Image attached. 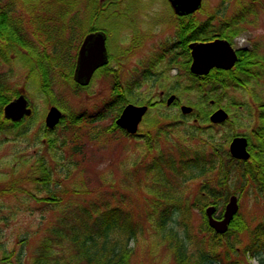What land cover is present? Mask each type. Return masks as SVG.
I'll use <instances>...</instances> for the list:
<instances>
[{"label": "rangeland", "instance_id": "rangeland-1", "mask_svg": "<svg viewBox=\"0 0 264 264\" xmlns=\"http://www.w3.org/2000/svg\"><path fill=\"white\" fill-rule=\"evenodd\" d=\"M58 1L61 2V0H33L31 4L25 2V0H22L21 3L19 2L16 10L21 13L25 33L27 34L32 29L33 32L34 30L37 31V28L31 23L32 13L34 16L44 13L46 17L51 18L52 20L47 24L49 30H56L58 28L74 29L76 27L74 19L79 8L82 27L88 28L89 24H87V21L89 15L91 14L93 19L96 15V12H94L96 11V7L98 8L101 5L100 0L98 2L97 0H66V3L63 5H59ZM131 1L135 2L137 0ZM237 1L203 0L204 8L201 12L211 13L220 9L230 14L235 11L234 8ZM239 1L242 3L251 0ZM256 6L258 7V12L264 13V0L262 3L257 2ZM156 7L160 8V5H156ZM205 7L207 8L205 9ZM117 11L119 12L120 9ZM106 14L99 16L95 26L99 28L109 27L115 34H118L119 28H121L120 24H113L110 20H105ZM199 17L204 18L206 15H199ZM83 19H85L84 22ZM262 25L264 30V24ZM256 33V37L251 35L250 31L242 33L238 37L244 40L242 44H246V39L248 38L250 40L258 37L264 39V34L260 35L261 30H257ZM28 35L30 41L39 42L40 39L37 36L34 37L33 34ZM55 43V46L53 44L54 47L48 48V51L50 53L54 52V56L58 54L66 55L65 59L68 58V60L64 62L67 63L72 73L73 60L70 57L72 43L71 45L69 44L68 35L62 34L57 36ZM109 47L113 51L114 43L112 45L109 41ZM113 52L118 53L116 51ZM12 56L15 57L12 65L14 72L12 80L19 83V90L26 92L35 110V115H32V118H24L22 120L24 121L23 125L18 127V129L16 128L12 133H5L0 130V177L4 178L0 179V185L4 186L8 179H14V182L19 184L18 189H20L15 195L9 196V194H5L0 196V259L10 256L11 264H34V256L36 255L33 250L35 245L38 240H41L48 233V228L55 224L61 206L70 203V201H75V198L78 196V203L83 206L92 205L94 207L95 201H98L102 193L106 192V187L110 191H116V186L122 185L124 183L122 180L127 177L125 170L128 168L127 170L130 173L137 169L136 167L139 168L137 171L139 170L138 174L142 191L140 192L139 188H137L135 180L129 181V179H126V184L122 185V191L128 193H121V195L124 197L127 205L126 207L121 206V208L125 215L130 217V224L137 227L144 221V213L147 207L143 198L146 197L150 200L152 197V192L146 190V186L153 180V176L159 175L154 172V175L145 176V165L159 162L160 159L166 161V158L169 159L168 161L173 159L178 160L183 155L185 157H194L195 149L205 151L208 154L207 151H210V147L204 140H214L218 143L226 144L229 135L233 131L229 126L211 128L208 131L197 129V123L192 117H186L185 123H180L169 128V124L177 123L176 120H173V116L181 114L180 109L175 106L161 105V107L151 109L149 117H156L158 120H161L163 123L162 129L168 130L161 133L157 140L152 141V144H147L149 140L146 138L148 131L147 133L144 132L148 129L146 126L149 117L145 125L140 126L139 135L133 137L123 134L125 130L112 133L107 132V127L111 124V117L96 121L94 128L82 120L78 126L72 127V129L65 130L63 126H59L54 129L55 132L49 133L46 128V116L51 105L58 106L54 102L62 106L58 107L62 110L63 114H66L67 118L82 112L92 113L93 109H96V106L100 105V101L110 96L111 86L105 83L102 77L97 76L90 82L87 86L88 88L73 89L71 88L72 82L70 81H73L74 86L77 84L67 72V75L58 76L55 74L53 86L48 88V91L45 93L40 89L39 85L43 81L41 66L36 61H33V67L29 68L32 65L28 63V59L19 56V53H13ZM146 56H148L147 52ZM138 60V58L137 60L133 58L128 63L124 62L122 64V76L119 80L128 87L132 85L131 81L134 77L133 69L138 67ZM113 64L115 66V63ZM117 65L120 68V64L117 63ZM7 70L8 68H4L3 71L7 72ZM154 70L158 72L162 71L163 76L159 79L154 77L144 82L140 88L141 94L138 95L140 102L145 97L149 98L152 95V98L157 100L161 91L176 89L173 84L181 78L180 83H176L182 84V88H177V91L181 92L180 97L184 104H188L189 102L203 103L199 90L191 88L195 82L177 77L179 74L178 69L164 70L161 66H158ZM26 75L30 78L28 81H24ZM65 76L70 78L66 79ZM111 85L113 86V84ZM183 85H187L189 90L184 89ZM254 89L255 92L253 94L231 86L227 89L223 103L230 108L231 112H236L235 109L239 108L254 107L255 97L261 98L264 101V80L256 85ZM22 131H27V133L21 135ZM238 131L245 130L239 129ZM153 133H155L154 130ZM212 135H214V139L211 138ZM50 137L56 139V142L60 140L61 146L59 148H50L48 143ZM65 138L66 143H63V139ZM75 138L82 139L83 143H81L80 148L75 147L76 145L73 144ZM40 159L46 161L47 166L52 171L50 189L55 190L58 188L59 192L63 189L68 191L63 196L64 201L61 203L62 205L55 209L50 207V201L46 199L48 198V191H42L41 185L33 184L29 179L30 176L26 177L27 174L25 173L24 178L18 180V172L21 169L24 170L26 168L28 174L32 172L29 166L23 164L24 161L31 160L33 162ZM40 163L37 162L38 165ZM34 166H36V163ZM37 176H41V173H38ZM205 181V177L201 176L197 180L191 179V181L184 182V184L190 187V191L187 193L190 204H193L198 199L196 197L199 192L198 186ZM129 183L134 184L129 186ZM242 183L245 182L239 183L233 180L230 184L235 188L241 186ZM124 188H127V190ZM77 189H83L85 192H77L78 194H75L76 191L74 190ZM250 191L251 193L247 190L241 197L242 202L240 203H242V206L240 207V213L245 217L250 227L254 228L259 223L264 222V197H259L253 189H250ZM141 194H143V197ZM202 217L201 211L196 208L191 209V234L192 236L196 235V240L209 244L211 236L203 231V229L201 230ZM144 238L146 239L144 246L142 244L135 245L133 241L131 243L138 250V254H135V257L132 259V264H159L160 255L164 259L166 258L165 264L168 260L170 261L168 264H174L170 257L167 256L165 248H161L159 251L156 245L153 246L156 258L153 259L154 261L148 258L142 250L143 248H147L146 243L148 239L146 236ZM249 239L248 233H240L238 236H234L233 234L225 235L222 240L223 245L219 249L221 251L219 254L227 255L225 250L228 243H234L236 247L240 248L249 243ZM206 244L205 248L208 249ZM192 246L196 248L194 244ZM228 257H230L229 264H262L260 258L251 257L250 254L245 256L241 251L239 254H231ZM217 260H220V262H217ZM160 262H162L161 259ZM213 263L228 264L224 258H215Z\"/></svg>", "mask_w": 264, "mask_h": 264}, {"label": "trees", "instance_id": "trees-1", "mask_svg": "<svg viewBox=\"0 0 264 264\" xmlns=\"http://www.w3.org/2000/svg\"><path fill=\"white\" fill-rule=\"evenodd\" d=\"M21 1L22 0H0V130L5 133L14 132V130L22 126L24 122H14L6 119L3 114L4 106L14 96L21 92L18 89L19 83L12 80L14 76L12 65L15 60L12 54L19 53V56L25 57V59L30 58L39 65L41 63L39 61L41 57L39 55L41 46L35 41H31L33 43L30 42L29 35L25 33V27L22 24L21 13L16 10L18 3H21ZM25 2L31 4L33 0H25ZM57 3L63 5L66 3V0H61V2L58 1ZM100 7L101 5L98 8ZM26 10L28 11V9ZM96 13L100 14L101 10L96 11ZM40 18L42 17L39 15L34 16L32 13L31 23L34 27H36V24L40 23L37 28H45V20L50 21V18L45 20H40ZM37 32L38 31L34 30L33 35L39 37L38 33L40 30L38 33ZM181 36L184 39V35ZM201 36L202 35L198 33H194L193 39L200 38ZM25 50L27 51L26 53L24 52ZM51 57L52 56L49 54L50 61H52ZM48 65L50 67L54 66L52 63H48ZM4 68H8L7 72L3 71ZM239 68L240 70L242 69V67ZM224 73L225 71L219 74L211 73L209 74V76L212 75L210 79L207 80L203 78L200 80L202 83L200 89L201 93L205 92L203 87H206L207 84L211 85L210 91L207 90V96H204L207 105H210V98H215L218 100L217 102L219 104L222 99L225 98V94L227 93L226 89L231 86L247 87L249 80H244L242 82L239 81L236 76L229 74V76H226ZM150 76L151 74L149 72L144 73V78ZM28 79L30 78L26 75L24 81H28ZM54 81L55 80L48 74H46V76L43 74V81L39 83L40 89L46 93L48 88L53 86ZM70 82H72L73 85V81ZM112 84L113 89L110 96L100 101V105L96 106V109H93L92 113L82 112L69 118H67L64 113L59 125L63 126L65 130H69L72 129V127L78 126V124L84 120L94 128V123L96 121L111 117V124L107 127V132L112 133L123 130L116 124V118L120 115L123 107L127 103H139L140 100L137 94L128 93L124 87L121 86L120 82H115V79L112 81ZM72 85L71 88L73 89H80L79 87H81ZM134 85L139 86V83L134 82ZM212 92L223 93L215 96L211 94ZM152 101L153 99L145 97L141 103H147L151 108L161 107L162 103L165 104L162 98L156 103H152ZM54 103L60 106L57 102ZM177 104H180V102ZM195 109L198 111L201 110L198 105H195ZM204 115L206 114H201L200 117ZM174 119L177 123L169 124V128L184 122V118L179 116H176L173 120ZM162 125L163 123L161 120L148 119V124L146 126L148 129L144 131L145 133L148 131L146 135L147 140L149 139L147 144H152V141L157 140L161 133L167 132L168 129H162ZM153 130L155 133H153ZM47 131L49 133L55 132L54 129L49 128H47ZM26 133L27 131H22L21 135ZM123 134L127 136H136L130 135L126 131L123 132ZM48 143L50 148H59L61 146L60 140L56 142V139L52 137H50ZM63 143H66V138L63 139ZM81 143H83L81 138L74 139L73 144L76 145L75 147L80 148ZM223 149L224 152L222 154H217L213 157L216 158L217 162L219 160L221 161L220 168L227 162L232 163L237 161V159L229 153L226 146L223 147ZM168 160V158H166V161L160 159L159 162H152L144 167L145 176L152 175L156 172L160 177L159 175L153 176V180L146 186V190L152 192V197L150 200L146 197L143 198L147 207L144 213V221L137 227L130 224V217L126 216L121 208V206L126 207L127 205L121 193H128L122 191V185L126 184V179H129V181L135 180L137 188H139L140 192L142 191L138 174L139 170L137 171V169H139L138 167L130 173L127 170L128 168L125 170L127 177L122 180L124 182L122 185L116 186V191H110L106 187V192H103L99 200L95 201L94 207H92V205L83 206L78 203V196L75 198V201H70V203L61 206L55 224L48 228V233L41 240H38L35 245L33 250L36 255L34 256V264H132V259L135 257V254H138V250L135 246L131 245V243L133 241L135 245L142 244L144 246V241L146 240L144 236H146L148 241L146 243L147 248H143L142 250L147 257L152 260L156 258L155 252H153V246L156 245L159 251L161 248H165L167 256L170 257L174 264H213L215 258H224L229 264L230 257L228 256H231V254H239L240 251L245 256L250 254L251 257L260 258V261L264 264V222L251 228L244 216L238 213L230 223L228 231L226 233H218L209 225L204 215L206 197L203 198L202 194L204 190L203 183L198 186L199 192L196 196L198 197L196 202L193 204L189 203L187 193L190 191V187L184 184V182L191 179L196 180L205 175V158L196 154L194 157L184 156L178 160ZM37 162L41 163L38 165ZM35 163L36 166H34ZM239 163L238 166L242 169L243 162L239 161ZM23 164L29 166L32 172L28 174L26 168L24 170L21 169L18 172V180L24 178L26 173V177L30 176L29 179L33 184L41 185L40 188L42 191H48V198L46 199L50 201L49 205L52 209L62 205L61 203L64 201L63 196L68 193V191L63 189L59 192L60 190L58 188L55 190L50 189L52 171L47 166L46 161L43 159L33 162H31V160H26ZM187 169L193 170L190 175L185 172ZM218 170L220 175L218 177H210L209 182L217 181V183L221 185L224 196L221 202L224 205L229 194L237 193L240 187L233 188L234 190H232L230 183L233 176L229 172H224L221 169ZM242 170L246 175H241L240 181L246 179L249 183L264 190L263 164H260V166L256 167L255 170L251 172L246 170L245 172L244 169ZM38 173H41V176H37ZM245 176L246 178H244ZM0 179L4 178L0 177ZM132 184L134 183H129V186ZM18 187L19 184L15 183L14 179H8L4 186L0 185V194L7 193L9 196L15 195V193L20 190ZM111 187L112 185L109 188L111 189ZM124 189L127 190V188ZM74 191H76L75 194L85 192L83 189ZM141 196L143 197V194H141ZM192 208H196L202 213L201 230L203 229V231L211 236L209 244L196 240V235L192 236L191 234L192 224L190 216ZM222 213L223 212L220 211V215H222ZM240 233L249 234V243L240 248L236 247L234 243H228L225 250L227 255L224 256L223 254H219L221 252L219 249L223 245V237L230 234L238 236ZM192 244H194L196 248H194ZM205 244L208 249L205 248ZM160 259L162 262H160ZM165 259L160 255L158 263L165 264ZM169 262L168 260L166 264Z\"/></svg>", "mask_w": 264, "mask_h": 264}, {"label": "flooded vegetation", "instance_id": "flooded-vegetation-1", "mask_svg": "<svg viewBox=\"0 0 264 264\" xmlns=\"http://www.w3.org/2000/svg\"><path fill=\"white\" fill-rule=\"evenodd\" d=\"M262 1L263 0H251L249 2L240 3L238 0L235 4V11L227 14L220 9L211 13H202L201 10L204 7H201L197 12H188L186 11L187 8L181 6L180 9H182V11H178L170 0H137L135 2L131 0H114L107 3L108 5H105V11L107 13L105 15V20H110L113 24H120L121 28H119L118 34H115L109 27L106 29L95 28L94 26L97 23V19L95 17L92 19L93 16L91 17V14L87 21V24H89L88 28H83L79 8L76 12V18L74 19V24L76 23L74 29H42L41 32L38 33L39 37L37 38L40 40L36 43L42 48V68L46 74H50L53 71L67 75L69 66L64 62L68 60V58L65 59L66 55L58 54L54 56V52L50 53V51H48V48H53L55 46V38L57 36L67 34L68 40H70L69 44L71 45L72 43L70 57L73 60V74L71 70L68 74L74 79L75 72L81 59V47L86 36L92 32L102 31L105 34L108 62L97 68L92 80L97 76L102 77L105 83L110 84L111 91L113 89L111 82L115 79V82H120L121 86H123L128 93H138L140 88L134 86V82L139 83L140 79L144 77V73L146 72L144 62L147 60L149 63L161 66L164 70L176 68L179 70L177 77H182L186 81L193 80V82H197V80L202 78L208 80L212 77V75L209 76V74L223 73L225 71L224 74L226 76L234 75L239 81L243 82L244 80H249L247 84L251 86L249 90L245 91L253 93V90L255 92V86L264 80V39L262 37L253 38L252 40L248 38L246 39L247 43L242 44L244 40L239 39L238 36L250 31L251 35L256 37L257 30H261L260 35L264 34L262 28V24H264V13L258 12L256 7L257 2L262 3ZM156 5H160V8H157ZM206 8L207 7H205V9ZM118 9H120L119 12L117 11ZM166 9H168V11H166ZM199 15H206V17L201 18ZM84 20L85 19H83V22ZM57 31L63 33H58ZM194 33H198L202 36L193 39ZM181 35H184V39ZM216 39L227 40L234 49L236 56L234 66L230 69L212 67L210 72L206 75L194 74L191 71L193 63L191 44L194 41L207 42ZM109 41L112 45L114 43L113 51L118 53L112 51L109 47ZM146 52L148 56H146ZM49 54L52 56V61H50ZM227 56L231 58L230 53H228ZM133 58H136V60L137 58L139 59L137 61L138 67L133 69L134 77L131 81L133 86L130 85L128 87L122 83L119 78L121 79L122 76V64L124 62L128 63L130 60H133ZM48 63L54 64L55 67L51 66L50 70L48 68ZM113 63H115V66ZM117 63L120 64V68ZM60 65L63 66L64 71L62 68H58ZM239 67H242V69L240 70ZM148 72H151L150 68ZM162 73V71H157V77L161 78L163 76ZM180 80L181 78L176 80V82L180 83ZM176 82L173 84L176 89L161 91L160 94L165 100H167L171 94L176 95V100L180 98L181 92L177 91V88L181 89L182 84H177ZM183 86L184 89H188L187 85ZM210 102L212 107H214L216 104L215 101L211 99ZM256 103L257 102H255L254 107L235 109L236 112L230 114L226 120V122L228 121L229 124L235 128L245 130L240 131L237 135L246 136L248 140L247 144L250 159L247 158L242 160H244V162H250L248 166H250L251 169H255L260 166V164H264V107L256 106ZM172 104H176V101ZM216 109L217 108L207 110L208 120L211 122L208 125L212 128L229 126L223 123H212L210 117ZM194 120L197 121L198 118ZM211 150L216 151V149ZM254 156L257 159L254 158L255 160H252ZM239 160L240 159L235 161L234 164L238 163ZM231 166L230 163H226L224 164V169ZM208 189L210 190L209 187ZM205 193L222 197L220 188L218 187H213L212 192L206 190ZM209 202H211L210 205H215L216 209H220L219 198L216 200L212 199ZM10 260V256H8V258L5 257L0 259V264H11Z\"/></svg>", "mask_w": 264, "mask_h": 264}, {"label": "water", "instance_id": "water-1", "mask_svg": "<svg viewBox=\"0 0 264 264\" xmlns=\"http://www.w3.org/2000/svg\"><path fill=\"white\" fill-rule=\"evenodd\" d=\"M178 11H182L180 7L187 8L186 11H195L201 3V0H171ZM221 43L228 45V42L225 40H216L213 42H195L191 44L192 53H193V64L192 71L196 73H203L206 70H203L204 67L207 69L208 65L202 63V59L204 55H213L214 51L219 52V57L213 58V63L210 66L217 65L224 68H229L233 66L235 63V52L229 46L224 47L225 53H232V57L229 59V62L226 64L220 63V55L223 49ZM221 48V49H220ZM81 59L79 66L75 72V79L82 84H88L92 78L94 71L99 67L108 62V54L105 46V34L103 32H92L88 34L85 38V41L81 48ZM204 54V55H203ZM220 64V65H219ZM175 96L172 95L168 99V103L170 104L174 100ZM29 101L25 94H20L18 97L14 98L12 101L7 103L4 106V114L6 117L11 118L14 121H19L25 115H30L32 113V109L28 106ZM148 109L147 105H135L133 103L127 104L120 116L117 118L116 122L121 127L125 128L130 133H135L138 129L139 123L143 118V115L146 113ZM183 112L188 113L192 111V107L183 106ZM62 116V112L56 106H52L46 117V124L48 126H55ZM226 116V113L222 110H219L214 113L213 120L218 121L222 120ZM246 138L244 137H236L231 143L232 153L237 157H248V151L246 149ZM238 202L237 196H232L229 203L226 206V211L224 214V218L221 220H217L213 217L212 213L214 211V207H209L207 209V214L209 217L210 224L215 227L218 231L225 232L227 230L228 224L235 215L238 210Z\"/></svg>", "mask_w": 264, "mask_h": 264}, {"label": "bare ground", "instance_id": "bare-ground-1", "mask_svg": "<svg viewBox=\"0 0 264 264\" xmlns=\"http://www.w3.org/2000/svg\"><path fill=\"white\" fill-rule=\"evenodd\" d=\"M220 59H222L221 61L222 62L224 61V63H228L229 62V58H228L227 54H225V52L221 53Z\"/></svg>", "mask_w": 264, "mask_h": 264}]
</instances>
